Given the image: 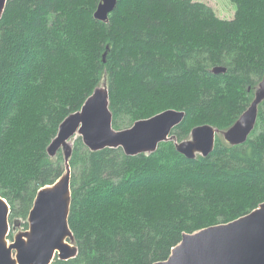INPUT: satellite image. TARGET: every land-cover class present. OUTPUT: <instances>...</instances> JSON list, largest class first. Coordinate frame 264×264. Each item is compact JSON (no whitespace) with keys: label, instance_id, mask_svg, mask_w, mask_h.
<instances>
[{"label":"trees","instance_id":"obj_1","mask_svg":"<svg viewBox=\"0 0 264 264\" xmlns=\"http://www.w3.org/2000/svg\"><path fill=\"white\" fill-rule=\"evenodd\" d=\"M222 19L194 0H7L0 18V196L10 231L28 228L38 190L65 172L47 148L60 123L106 81L112 126L167 109L185 112L171 135L229 128L264 75V0H231ZM215 66L224 73L213 74ZM68 225L77 254L51 264H155L184 233L227 223L264 202V100L243 144L216 134L212 152L188 159L175 141L127 156L72 140ZM18 232V231H17Z\"/></svg>","mask_w":264,"mask_h":264},{"label":"water","instance_id":"obj_2","mask_svg":"<svg viewBox=\"0 0 264 264\" xmlns=\"http://www.w3.org/2000/svg\"><path fill=\"white\" fill-rule=\"evenodd\" d=\"M117 2L100 0L94 18L107 21ZM6 3L7 0H0V18ZM225 70L224 66H215L211 72L220 74ZM263 100L264 75L254 90L249 106L229 128L221 131L209 124L198 125L192 128L190 138L177 142L171 132L184 119V111L167 109L139 119L128 128L116 130L112 126L106 84L96 87L80 110L60 123L47 152L55 156L61 150L65 172L52 185L38 190L28 215V229L17 232L11 242L7 239L10 208L0 196V264H51L55 258L67 260L77 254L74 236L68 225L71 203L70 140L76 134L89 150L120 147L127 156L149 154L161 142L174 140L176 150L193 159L212 152L216 134H221L230 145L243 144L254 129L258 107ZM155 264H264V202L230 222L184 233L169 257Z\"/></svg>","mask_w":264,"mask_h":264},{"label":"rangeland","instance_id":"obj_3","mask_svg":"<svg viewBox=\"0 0 264 264\" xmlns=\"http://www.w3.org/2000/svg\"><path fill=\"white\" fill-rule=\"evenodd\" d=\"M194 1L204 2L207 5H209L210 7H212L214 9V11L216 12V15L219 18H222V19H231L235 15L236 6H235V4L231 0H194ZM104 84H106V81L103 80L102 82H100V85L99 86H103ZM130 126H128V127H130ZM77 136H79V135L76 134L74 136V138H76ZM189 138H190V136H189ZM72 140H73V138L70 140V142H72ZM27 229L18 228L15 231H13V236L17 233V231L18 232H20V231H26ZM12 240H13V238L12 239H8L9 242H11Z\"/></svg>","mask_w":264,"mask_h":264}]
</instances>
